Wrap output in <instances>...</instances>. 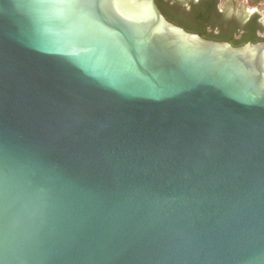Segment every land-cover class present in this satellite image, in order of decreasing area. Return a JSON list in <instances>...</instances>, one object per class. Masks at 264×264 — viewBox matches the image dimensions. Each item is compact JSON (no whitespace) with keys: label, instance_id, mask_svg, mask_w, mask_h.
Wrapping results in <instances>:
<instances>
[{"label":"water","instance_id":"95a60500","mask_svg":"<svg viewBox=\"0 0 264 264\" xmlns=\"http://www.w3.org/2000/svg\"><path fill=\"white\" fill-rule=\"evenodd\" d=\"M0 264H264V41L0 0Z\"/></svg>","mask_w":264,"mask_h":264},{"label":"trees","instance_id":"16d2710c","mask_svg":"<svg viewBox=\"0 0 264 264\" xmlns=\"http://www.w3.org/2000/svg\"><path fill=\"white\" fill-rule=\"evenodd\" d=\"M210 1H212L214 5L218 2L217 0H206L205 2H202V4L205 3L207 5L205 8L207 11L210 7H213L209 4ZM261 1L262 0H250V3L251 5H257ZM157 4L170 22L178 26H184L189 32L193 33L194 31H197L194 30V26L181 22L176 16L168 12L164 5V0H157ZM223 8L224 12H220L217 17L218 22H222L220 29L221 32L219 34L209 31L208 26H206L210 19L209 13L207 11H201L198 21L202 24L203 30L197 31L200 36L216 41L230 42L234 46H242L249 42L258 43L264 41V28H261L262 26L260 27L258 25L255 15L248 14L246 10L236 6L234 1L224 5ZM225 23H227V26H225ZM241 31H243L242 34L240 33Z\"/></svg>","mask_w":264,"mask_h":264},{"label":"flooded vegetation","instance_id":"af4514ba","mask_svg":"<svg viewBox=\"0 0 264 264\" xmlns=\"http://www.w3.org/2000/svg\"><path fill=\"white\" fill-rule=\"evenodd\" d=\"M157 1V0H156ZM165 1V7L168 12L176 16L181 22L194 26V30L201 31L203 30V26L198 21V17L201 13V11H207L205 8L207 5L202 2H205L206 0H164ZM209 1V0H208ZM218 2L214 5L212 1L209 2V4L213 7H210L208 9L209 17L206 26H208L209 31H213L215 34H219L221 32V24L220 21L218 22V15L221 12H224V8L222 6L221 0H217ZM256 22L261 28H264V16L261 14H255ZM250 19V18H249ZM225 26H227V23H225ZM184 28V26H181ZM186 29V28H184ZM238 29V28H237ZM194 31L193 33L199 34V32ZM245 31V30H243ZM241 31L240 33L242 34ZM230 43V42H229Z\"/></svg>","mask_w":264,"mask_h":264},{"label":"rangeland","instance_id":"374dc122","mask_svg":"<svg viewBox=\"0 0 264 264\" xmlns=\"http://www.w3.org/2000/svg\"><path fill=\"white\" fill-rule=\"evenodd\" d=\"M234 1L236 6L243 8L250 15L261 14L264 16V0L257 5H251L250 0H221L222 6Z\"/></svg>","mask_w":264,"mask_h":264}]
</instances>
